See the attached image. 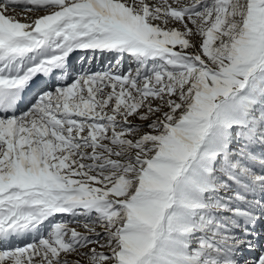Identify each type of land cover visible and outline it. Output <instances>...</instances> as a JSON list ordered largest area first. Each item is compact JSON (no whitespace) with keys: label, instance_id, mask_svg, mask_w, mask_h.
Segmentation results:
<instances>
[{"label":"snow or ice","instance_id":"snow-or-ice-1","mask_svg":"<svg viewBox=\"0 0 264 264\" xmlns=\"http://www.w3.org/2000/svg\"><path fill=\"white\" fill-rule=\"evenodd\" d=\"M0 264H264V0H0Z\"/></svg>","mask_w":264,"mask_h":264}]
</instances>
